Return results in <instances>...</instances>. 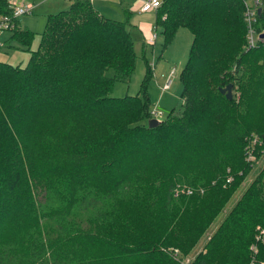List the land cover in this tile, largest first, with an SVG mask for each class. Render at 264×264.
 Listing matches in <instances>:
<instances>
[{
    "label": "trees",
    "instance_id": "16d2710c",
    "mask_svg": "<svg viewBox=\"0 0 264 264\" xmlns=\"http://www.w3.org/2000/svg\"><path fill=\"white\" fill-rule=\"evenodd\" d=\"M243 9L244 0H161L162 46L180 26L193 39L183 103L152 127L148 62L137 92L111 94L136 68L127 21L72 0L47 14L30 49L33 30L13 18L3 43L30 56L0 60V264H180L175 245L188 250L208 231L263 156L264 39L247 46ZM11 12L0 0V16ZM228 83L232 98L220 90ZM251 134L257 161L245 155ZM258 224L264 164L191 264H249Z\"/></svg>",
    "mask_w": 264,
    "mask_h": 264
},
{
    "label": "rangeland",
    "instance_id": "374dc122",
    "mask_svg": "<svg viewBox=\"0 0 264 264\" xmlns=\"http://www.w3.org/2000/svg\"><path fill=\"white\" fill-rule=\"evenodd\" d=\"M9 1H15V3H35V6L30 12L23 13L17 17V22L19 25L33 30L34 37L32 39L30 49H35L39 44L40 34L45 27L47 14L68 7L71 0ZM247 1L252 2L253 0ZM124 2L127 4L132 2L137 6L141 4V0H94L93 2L94 5H96L98 9L104 14L115 19L127 21L126 27L133 37L134 47L137 53L136 68L132 73L130 80L128 82L116 81L111 94L123 95L125 93L133 94L137 92L142 82L148 62L152 67V75L147 82V90L150 96V107L152 109L157 108L162 112L160 115L161 120L173 107H181L183 103V97L181 95L182 82L180 78V72L188 58L193 35L186 26H180L176 31L172 41H170L166 46H162L161 36H159L155 43H147L145 41L143 32L140 29V24L141 22H155L156 16L154 18V11L142 12L140 10L138 11V9L133 10L128 7L130 12L127 13L123 6ZM8 33L9 32L6 31L3 34H0V40ZM8 44L9 43H4L0 45V60L8 61L13 64H26L30 56L29 49L19 47L17 40H11L10 44L13 45ZM168 80H170L169 85L166 86ZM254 132L257 131L254 130ZM261 164H264V155L253 165L245 179L241 181L239 188L228 200L225 208L212 221L208 231H211L222 219L227 210L231 207V205L241 193L245 184L251 181L255 173L259 170ZM257 226L258 225L254 227V232H256ZM208 231H206L194 243H192L188 250L184 249L180 245H175L173 250L177 252L175 254L176 256L178 255L176 258L179 260L180 264H191L192 260L200 251L205 252L207 248L205 243L209 238Z\"/></svg>",
    "mask_w": 264,
    "mask_h": 264
},
{
    "label": "built area",
    "instance_id": "2783aa9c",
    "mask_svg": "<svg viewBox=\"0 0 264 264\" xmlns=\"http://www.w3.org/2000/svg\"><path fill=\"white\" fill-rule=\"evenodd\" d=\"M161 0H141V4L139 7L140 11H150L156 10L160 5ZM261 0H253L252 2H248L244 0V9H243V18L246 24V43L247 46H253L259 39H264V37L260 36V33L256 30V23L258 20V9L261 6ZM12 12L11 14H3L0 16V34L6 31L9 28H12L14 25L13 18L17 17L23 13L30 12L33 8L32 3H15L11 2ZM144 33V38L147 43H155L157 40V26L154 24H150L145 26L142 29ZM0 45H2V41L0 40ZM169 81L166 83V86L169 85ZM162 112L157 109H151V117H156L160 120V115ZM261 141V140H260ZM258 142V136L251 134L249 143L245 147V155L247 160H256L255 147ZM264 155V148L262 150ZM232 176L228 177L230 180ZM191 192V189L187 191ZM264 242V225L258 224L257 230L254 234V238L249 243V249L251 251V258L249 264H264V260H259L256 257V254L259 249V244Z\"/></svg>",
    "mask_w": 264,
    "mask_h": 264
},
{
    "label": "crops",
    "instance_id": "0c3cea01",
    "mask_svg": "<svg viewBox=\"0 0 264 264\" xmlns=\"http://www.w3.org/2000/svg\"><path fill=\"white\" fill-rule=\"evenodd\" d=\"M72 1V0H71ZM71 1H70V3H71ZM15 2V1H14ZM91 2H92V4L94 5V0H91ZM29 3H32L33 4V7L35 6L34 4V2H29ZM69 3V4H70ZM97 9H98V7L96 6V5H94ZM123 6H124V9H125V11L127 12V13H129L130 11H129V9H128V7L129 8H131V9H138V11H139V7H140V5L139 6H137V5H134L132 2L131 3H123ZM99 10V9H98ZM100 11V10H99ZM150 11H154L153 12V14H154V18H155V16H156V10H150ZM101 13H103L102 11H100ZM142 12H147V11H142ZM104 14V13H103ZM104 15H106V14H104ZM107 16H109V15H107ZM155 22H153V23H144V22H141V26H140V29L142 30V29H144V27L145 26H148V25H150V24H154ZM155 25V24H154ZM6 31H4L3 33H5ZM143 32V31H142ZM3 33H1V34H3ZM143 35H144V33H143ZM8 37V34L7 35H5L2 39H1V41H2V44H4L3 43V41L4 40H6V38ZM159 38V36L157 35V39ZM157 41V40H156ZM8 42V41H7Z\"/></svg>",
    "mask_w": 264,
    "mask_h": 264
},
{
    "label": "water",
    "instance_id": "95a60500",
    "mask_svg": "<svg viewBox=\"0 0 264 264\" xmlns=\"http://www.w3.org/2000/svg\"><path fill=\"white\" fill-rule=\"evenodd\" d=\"M258 11H260V8L258 9ZM261 37H264V32L260 33ZM220 90L222 93H224L226 95L227 98H232V84L228 83L223 87H220ZM160 122L159 119H157L156 117H150L148 119V126L152 127L157 125Z\"/></svg>",
    "mask_w": 264,
    "mask_h": 264
}]
</instances>
